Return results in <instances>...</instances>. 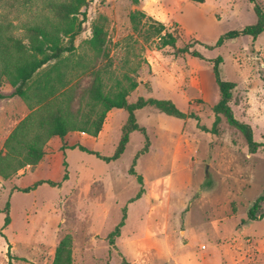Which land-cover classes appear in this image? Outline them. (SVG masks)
I'll return each mask as SVG.
<instances>
[{
	"label": "rangeland",
	"instance_id": "rangeland-1",
	"mask_svg": "<svg viewBox=\"0 0 264 264\" xmlns=\"http://www.w3.org/2000/svg\"><path fill=\"white\" fill-rule=\"evenodd\" d=\"M50 1L59 0L0 2V41L19 38L23 27L50 17L45 6ZM253 1L264 13V0ZM148 9L154 16L144 12ZM132 12H143L144 17L136 15L131 22ZM77 19L81 26L74 48L50 73L52 78L56 73L62 76L61 85L52 81L57 93L78 82L87 87L97 74L104 91H111L116 83L126 89L134 83L126 97L129 103L139 97L166 99L197 120L170 118L149 106L135 111L149 147L133 167L142 178L143 193L130 203L139 185L127 170L142 147L141 134H129L115 161L105 163L95 156L112 154L125 122L124 111L107 112L101 136L84 143L83 148L94 154L46 144L37 165L26 166L10 179L0 178V264H51L64 236L69 237L70 264H120L117 250L130 264H264V219L246 217L252 202L264 192V147L249 154L241 135L222 118L215 134L201 130L210 129L213 120L204 97L206 87L212 92L208 87L212 75L207 63L179 52L189 44V51L205 59L220 57V78L235 85L229 103L234 118L250 127L255 142L264 143V31L255 39L241 36L210 50L201 46H212L223 33L253 23L252 4L85 0ZM157 23L163 26L159 34ZM94 25L104 36L99 51L88 42ZM164 34L174 38L173 47L161 45L159 37ZM12 90L6 76H0V95L8 96ZM38 94L28 89V100L17 96L10 102L0 100V156L5 152L2 139L27 111L36 109ZM4 114L11 117L8 126ZM58 150L63 157L55 154ZM62 160L66 180L60 182ZM36 180L59 182V186L41 184L28 193L15 190ZM148 189H155L156 198L146 193ZM5 202L9 223L3 227ZM123 208L126 219L120 237L116 243L114 239L115 246H108L106 235ZM263 211L264 201L256 214ZM145 229L154 233L147 236ZM140 236L141 252L133 258L129 239Z\"/></svg>",
	"mask_w": 264,
	"mask_h": 264
},
{
	"label": "trees",
	"instance_id": "trees-1",
	"mask_svg": "<svg viewBox=\"0 0 264 264\" xmlns=\"http://www.w3.org/2000/svg\"><path fill=\"white\" fill-rule=\"evenodd\" d=\"M3 0H0L2 2ZM136 1V0H132ZM192 3L201 4L204 0H187ZM252 4L254 22L244 25L237 30H230L220 35L212 46H203L210 50L213 47H219L224 41L232 40L241 36H248L255 39L264 31V13L253 0H245ZM47 12L51 15L44 18L41 23L23 27L21 37H5V43L0 41L2 49L0 50V76H6L8 83L13 88L11 96H18L27 100V90L37 91L36 109L32 110L13 128L3 143L5 150L0 156V178L2 180L10 179L17 171L31 168L37 165L44 156V145L53 136L60 140L69 132H80L88 136L95 137L100 130L105 114L110 110H122L126 113L125 122L120 128L118 141L112 154L108 157L95 156L105 163L115 161L124 151L128 142V136L131 132H138L143 138L142 147L134 154L131 165L127 170L128 175L133 176L139 185L134 197L128 202H133L140 198L143 193L141 187L142 178L136 175L133 167L136 159L147 152L149 140L145 129L136 123L134 112L144 107H152L158 113L167 117L183 120L187 117H194L180 112L170 100L141 97L135 102L129 103L126 100L129 90L135 88L134 83L129 87L123 88L118 83L111 91L103 90L102 81L97 74L92 76L89 86L81 85L79 82L63 89L57 93L52 84L54 80L60 84L61 74L56 73L52 78L50 73L57 70L62 61L61 56L73 50V40L80 32L81 22L77 16L80 9L85 6V0H59L47 2L45 4ZM144 17L143 12H132L129 14V20L134 22L135 16ZM155 31L159 34L163 26L157 23ZM66 39V45L62 44V39ZM162 46L173 47L174 38L167 34L159 37ZM89 44L92 49L99 51L104 44V36L101 27L92 26ZM187 44L179 49L180 53H188L191 58L199 62L207 63L216 87L217 100L210 107L213 120L210 129L200 127L201 130L210 134H215L217 125L221 118L230 128L236 130L244 140L246 150L249 154H254L258 148L264 147V143H257L252 138L250 127L234 118L229 103L234 90V83L222 80L219 75L218 65L221 63L220 57L205 59L200 53L190 49ZM57 94V95H56ZM2 98V97H0ZM85 108V111L82 110ZM195 118V117H194ZM195 120H197L195 118ZM61 148V146H60ZM85 153L94 154L92 151L77 145L75 147ZM63 174L60 182L66 180V165L62 160ZM41 184H47L50 187L59 186L49 180H36L25 188L16 187L15 190L28 193ZM264 201V192L259 195L248 208L246 217L248 220L264 219V211L256 214L260 203ZM8 202H5L2 209L4 214L2 226L9 223ZM125 208L121 210V217L112 231L106 235L108 246L114 245V239L119 235V229L125 220ZM120 264H130L122 256ZM69 237L64 236L57 244L51 264H70ZM8 264L9 261H8Z\"/></svg>",
	"mask_w": 264,
	"mask_h": 264
},
{
	"label": "crops",
	"instance_id": "crops-1",
	"mask_svg": "<svg viewBox=\"0 0 264 264\" xmlns=\"http://www.w3.org/2000/svg\"><path fill=\"white\" fill-rule=\"evenodd\" d=\"M145 13H147L149 16H154L153 15V12H150V10L148 9V10H145L144 11ZM157 19V18H156ZM208 87H212V92H211V90H208L207 89V87L205 88V98H206V100L209 102V104L212 106L213 104H215V102H216V100H217V93H216V91H215V86H214V82H213V79L212 78H210V76L208 75ZM12 93V92H11ZM11 93L8 95V96H1L0 95V97H2V98H0V100H3V99H7V101L8 102H10V100H13V96H11ZM216 94V95H215ZM18 97V96H17ZM27 100H28V98H27ZM113 110H115V109H113ZM140 110V109H139ZM32 111V110H31ZM111 111V110H110ZM110 111H108V112H110ZM137 111V110H136ZM28 113H30V111H27L26 112V114L19 120V121H21ZM135 113V112H134ZM106 115V114H105ZM135 115V114H134ZM8 114L6 115V114H4L3 115V117H4V120H5V126H8V122L10 121L9 119L11 118L10 116H8ZM12 116L13 117H15V115L14 114H12ZM126 118V117H125ZM18 121V122H19ZM18 122H16L15 123V125L12 127V129L5 135V137L2 139V142L3 141H5V139L7 138V136L10 134V132L13 130V128L18 124ZM1 129H4L2 126H1ZM135 132V131H134ZM132 133V132H131ZM84 136H87L86 134H84V133H80V132H69V133H67L61 140L58 138V137H56V136H53V137H51L47 142H46V144H49V143H52L54 146H56V149H60L61 150V148H60V146L63 144V145H65L66 147H75V146H77V145H79V146H81V147H84L83 145H84V143L86 144V142H89V141H95V139L98 137V136H101V131L99 130V132L97 133V135L95 136V137H91V136H87V138L86 137H84ZM129 137V136H128ZM119 138V137H118ZM45 144V145H46ZM127 144V143H126ZM44 145V146H45ZM149 147V146H148ZM60 150H58L55 154L57 155L58 153L59 154H61V157H63V155H62V153L60 152ZM89 151H91V150H89ZM148 151V150H147ZM44 157V156H43ZM43 159V158H42ZM62 162V161H61ZM25 168V167H24ZM143 189V188H142ZM33 191V190H32ZM146 193L148 194V195H151V196H154V198H156V196H155V194L157 193V192H155V189H148L147 191H146ZM139 199V198H138ZM151 208L149 209H147V213H148V215L150 216L151 215ZM126 219V218H125ZM124 223H125V220H124V222H123V225L120 227V229H119V235H118V237L117 238H119L120 237V231H121V228H123V226H124ZM145 232H147V236H150V234H152V233H154V232H150L149 231V229H145V231H144V233ZM142 236H140V237H138L137 239H135V240H130L129 239V244L131 245V252H132V257L134 258V257H136V255L138 254V252L140 253L141 251V248H140V246H139V244L140 243H138V241H140V238H141ZM117 238H115V243H116V240H117ZM138 240V241H137ZM138 243V248H136V244ZM141 245V244H140ZM115 246V245H114ZM133 247V248H132ZM201 247L202 246H200V249H201ZM117 250V249H116ZM117 252L119 253V254H121L120 252H119V250H117ZM131 262H132V260H131ZM129 263V262H128Z\"/></svg>",
	"mask_w": 264,
	"mask_h": 264
}]
</instances>
